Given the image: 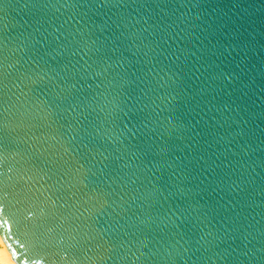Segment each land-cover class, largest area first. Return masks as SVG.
I'll return each mask as SVG.
<instances>
[{
  "label": "water",
  "instance_id": "water-1",
  "mask_svg": "<svg viewBox=\"0 0 264 264\" xmlns=\"http://www.w3.org/2000/svg\"><path fill=\"white\" fill-rule=\"evenodd\" d=\"M0 238L264 264V0H0Z\"/></svg>",
  "mask_w": 264,
  "mask_h": 264
},
{
  "label": "bare ground",
  "instance_id": "bare-ground-1",
  "mask_svg": "<svg viewBox=\"0 0 264 264\" xmlns=\"http://www.w3.org/2000/svg\"><path fill=\"white\" fill-rule=\"evenodd\" d=\"M0 264H17L10 256L2 239L0 238Z\"/></svg>",
  "mask_w": 264,
  "mask_h": 264
}]
</instances>
